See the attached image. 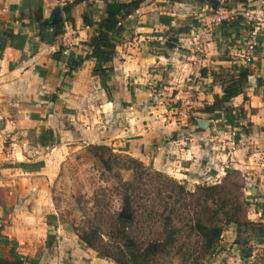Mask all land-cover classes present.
I'll return each mask as SVG.
<instances>
[{"label": "crops", "instance_id": "obj_1", "mask_svg": "<svg viewBox=\"0 0 264 264\" xmlns=\"http://www.w3.org/2000/svg\"><path fill=\"white\" fill-rule=\"evenodd\" d=\"M72 1L0 0V264H113L97 258L76 236L46 224L47 190L70 143L89 144L101 136L115 151L186 185L219 177L222 161L250 169L255 182L264 178V85H258L264 76L257 75L264 74V27L249 65L247 100L239 95L230 101L251 124L245 140L240 136L248 135L235 130L221 131V114L213 119L200 112L213 96H221L224 76L240 68L247 32L242 21L213 27L204 54H193L178 41L209 0H143L114 39L102 88L92 74L94 61L85 58L92 28L81 18L84 13L97 21L105 4L82 0L63 13L61 7ZM211 1L241 9L260 2ZM56 8L63 32L44 43L39 28ZM34 16L41 21L36 24ZM203 121L204 127L198 125ZM40 135L47 137L38 141ZM256 215L264 223V209L256 208ZM48 235L53 239L47 242ZM229 246L220 250L217 264H251L235 244Z\"/></svg>", "mask_w": 264, "mask_h": 264}, {"label": "rangeland", "instance_id": "obj_2", "mask_svg": "<svg viewBox=\"0 0 264 264\" xmlns=\"http://www.w3.org/2000/svg\"><path fill=\"white\" fill-rule=\"evenodd\" d=\"M246 67L249 69V66ZM257 75L264 76L259 72ZM258 85H263L261 79ZM219 125L221 131H234L223 122ZM45 137L40 135L38 141H43ZM248 137L240 136V139L246 140ZM101 138L97 137L89 144L70 143V148L63 153L47 190L50 203L45 221L48 228L57 227L76 236L77 241L95 256L96 251L118 256L117 248L127 253L130 246L134 247L135 252L152 246L157 253L147 254L142 264H217L223 259L220 250L228 248V243L229 248L232 244L237 246L239 255L245 261L248 259L251 264H264V235L253 234L249 229L246 232L242 229L241 232L232 230L227 233L229 229L224 227L216 247L218 252L206 258L201 241L189 232L195 220L204 221L211 217L210 211L215 209L213 201L217 197L220 199L217 206L223 207V212L230 214L235 210L239 222L259 228L264 223L257 222L256 208L264 209V178L255 182L250 177V169L222 161L219 177L201 178L197 183L186 185L169 174L153 170L151 165H143L138 159L115 151L110 145H105L104 138ZM245 140L243 144L246 146ZM255 144L250 145L252 150ZM96 146H104L107 150H97ZM214 185L221 188L211 193L204 190ZM179 186H183V189H179ZM253 188L257 191L253 192ZM126 204L128 209L124 208ZM124 213L128 214V223L121 231L116 219ZM169 214L172 231L164 233L163 225L166 222L163 218ZM170 234L174 243L159 253L158 245ZM77 235L86 238L93 249L82 243ZM257 237L261 239L255 240ZM51 238L53 236L48 235L47 242ZM226 250L227 253L231 252V249ZM247 251L248 255L244 256ZM184 253L191 255L186 259Z\"/></svg>", "mask_w": 264, "mask_h": 264}, {"label": "trees", "instance_id": "obj_3", "mask_svg": "<svg viewBox=\"0 0 264 264\" xmlns=\"http://www.w3.org/2000/svg\"><path fill=\"white\" fill-rule=\"evenodd\" d=\"M82 0H73L70 4H65L61 7L63 13H68L72 5L79 4ZM102 1L105 4V10L99 15L98 20H92L89 15L82 14V24L87 28H92V31L85 43L89 50V54L85 58L92 59L94 61V66L92 69V74L99 78V84L102 88L106 87L105 82L108 79V74L110 72V63L114 56L115 41L117 35H119L123 28L122 25L118 23L123 22L126 16L133 13L143 0H95ZM171 2H181L182 0H168ZM236 4H241L246 6L247 4L259 0H233ZM264 3V0H262ZM216 1H211L207 3L211 7L217 6ZM41 21L40 16H34V22L37 24ZM45 31H48L45 33ZM63 32V24L60 23L53 27H41L39 28V40L44 43L53 42L57 36L61 35ZM80 62L74 64L71 69L78 67ZM251 72L247 67H240L236 73H229L224 76L221 82V96H213V101L210 105H204L200 110L201 113L210 115L213 119L217 115H222L224 125L229 126L231 129L241 133L242 135H248L251 124L249 122H244L245 112L241 107L234 108L230 106V101L239 95H242L243 102L246 101L244 96V88L247 85L248 77ZM249 128V129H248ZM97 150H107L104 146H96ZM179 189H183V186H179ZM221 187L218 185L209 186L204 188L206 192H213L219 190ZM220 199L217 197L213 204L216 205L215 209L210 211L211 217H208L204 221L195 220L190 228V233H193L197 239H199L203 246L204 256H214L216 253L217 243L220 239L221 233L224 227H234L233 230L241 232L242 229L246 232L248 229L251 233L262 236L264 235V224L260 225L259 228L254 225L251 226L250 223L239 222L235 213L223 212L220 205L217 206ZM223 202V201H222ZM221 202V203H222ZM128 204V203H127ZM124 205L125 209H128V205ZM224 205V204H223ZM220 214V215H219ZM123 215H128L124 213ZM215 216V217H214ZM221 217V218H220ZM165 225H163V232L172 231L171 217L170 214L163 218ZM116 222L118 225L124 229V225L128 223V219L125 217H117ZM116 223V224H117ZM255 235V236H256ZM120 239L122 235L120 234ZM79 240L87 245L89 248L93 249L88 240L80 235H77ZM174 243L173 236L167 235V238L158 245V252H164L166 246L172 245ZM218 252V251H217ZM117 255H112L109 252H98L96 251V257L99 259H110L114 264H142L147 254H155L157 252L153 251L152 246H146L143 250L135 252L134 247H127V253L123 252L117 248ZM186 259L191 255L184 253ZM248 255V251L244 252V256ZM201 256V255H200Z\"/></svg>", "mask_w": 264, "mask_h": 264}, {"label": "built area", "instance_id": "obj_4", "mask_svg": "<svg viewBox=\"0 0 264 264\" xmlns=\"http://www.w3.org/2000/svg\"><path fill=\"white\" fill-rule=\"evenodd\" d=\"M259 1L258 5L251 9L229 7L222 2H218L215 8L208 4L205 5V7L194 16L196 25L178 41V44L181 47L188 48L193 54H204V46L211 38L213 27L236 20L242 21L247 27V32L243 40L240 67L249 66L252 63L253 53L257 47V37L264 27V3L262 0ZM131 15L132 13L126 16L125 19H130ZM118 25H122V22L118 23ZM55 46H51L50 49L54 51ZM55 51L61 54L66 53V51L60 49V47H57ZM230 150H234L232 145Z\"/></svg>", "mask_w": 264, "mask_h": 264}, {"label": "water", "instance_id": "obj_5", "mask_svg": "<svg viewBox=\"0 0 264 264\" xmlns=\"http://www.w3.org/2000/svg\"><path fill=\"white\" fill-rule=\"evenodd\" d=\"M61 22H62L61 11L59 8H56L51 12L48 20L42 22V25L46 27H53L60 24ZM262 83L264 85V80H262ZM198 125L204 127L206 125V122H199ZM119 217L127 218L128 216L120 214Z\"/></svg>", "mask_w": 264, "mask_h": 264}]
</instances>
